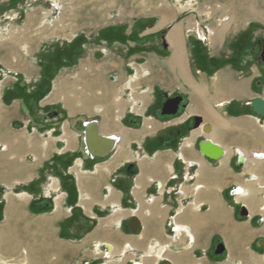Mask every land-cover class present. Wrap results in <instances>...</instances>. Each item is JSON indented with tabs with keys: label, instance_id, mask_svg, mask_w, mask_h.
<instances>
[{
	"label": "crops",
	"instance_id": "obj_1",
	"mask_svg": "<svg viewBox=\"0 0 264 264\" xmlns=\"http://www.w3.org/2000/svg\"><path fill=\"white\" fill-rule=\"evenodd\" d=\"M52 2L0 0L1 259L264 264V118L249 106L264 100V62L247 55L246 36L251 24L264 28L257 0H205L214 16L207 25L197 11L182 19L169 0ZM200 29L204 44L192 35ZM121 30L125 42L116 39ZM76 38L93 46L61 66L39 96L42 53ZM166 96L182 97L174 117L161 115ZM194 118L209 136L199 129L163 142ZM89 123L93 136L116 141L110 155L88 153ZM202 139L225 156L203 157ZM65 175L89 230L65 226L73 209ZM47 199L50 212L30 211Z\"/></svg>",
	"mask_w": 264,
	"mask_h": 264
},
{
	"label": "water",
	"instance_id": "obj_2",
	"mask_svg": "<svg viewBox=\"0 0 264 264\" xmlns=\"http://www.w3.org/2000/svg\"><path fill=\"white\" fill-rule=\"evenodd\" d=\"M260 61L264 62V48L260 54ZM182 102V97L177 96L174 98L167 97L165 102L161 107V115L166 117L176 116L179 110V106ZM253 113L260 118H264V100L261 98L253 100L249 104ZM95 127V123H89L86 126L84 133V144L88 153L94 158H104L110 155L114 148L116 141L112 138L100 137L99 135L93 136L91 134V129ZM202 130L206 136L211 134L210 128L202 123V120L199 118L193 119V128L192 130ZM199 152L203 157L211 161H219L225 156L223 149L217 145L213 144L208 139H202L199 142ZM242 156H239L240 162L244 161ZM240 216L247 217L248 213L244 207L240 209ZM132 230H135L134 228ZM223 252L221 245L216 247L215 254L219 255Z\"/></svg>",
	"mask_w": 264,
	"mask_h": 264
},
{
	"label": "rangeland",
	"instance_id": "obj_3",
	"mask_svg": "<svg viewBox=\"0 0 264 264\" xmlns=\"http://www.w3.org/2000/svg\"><path fill=\"white\" fill-rule=\"evenodd\" d=\"M169 1L172 4L174 3V0H169ZM235 1H237V0H235ZM205 4H206L205 0H197L196 10H197V14L198 15L196 16V19L199 22H201V25H207V24H209L211 22L212 19H214V16H213L212 12L208 11V9H206V5ZM181 13H183V14H181V18L182 19L188 18L187 20H191V21L194 19V17H193V13L194 12H189V11L185 12V11L181 10ZM55 15L57 16L56 13L54 14V16ZM71 16H72L71 18H73V19L76 18V15H72L71 14ZM247 17H248V15H247ZM223 18L226 19L228 17H227V15H225ZM257 20L264 22V0H257ZM246 22H248V21H246ZM192 35H193V37H196V35L194 33ZM246 36H247V38L251 37V39H252V41L250 43H248L247 55L250 56L253 60L260 61V54L261 53H260V49L259 48H260V45H264V28L260 24H256V25L251 24L248 27V31H247ZM146 39L148 40V38H146ZM190 39H192V38L189 37V40ZM82 41L83 40H81L80 42L76 41L73 44L71 43L69 45H61V46H57V47H60V48L63 49V48L68 46V48H73V49L78 48L79 51H81V50H83L84 47H87V46H91L92 47L93 46L92 43H88V42H85V41L82 42ZM141 41L142 40H138V42L135 43V46L138 45L139 43H141ZM139 46H137V48H140ZM47 49H49L50 52L42 53V57H45V58H42L41 60H42L43 63H45L47 66L50 67V66H53L54 59L56 58L55 62H58L59 60H61V56L58 55V53L56 51L58 48H56V47H48ZM204 50H205V48H204ZM134 54H137V53H134ZM49 57H54L53 61H51V60L49 61ZM39 65H41V64H39ZM167 97H169V96H166V98ZM174 97H177V96H170L169 98H174ZM156 100H157L156 104L159 105L161 103V101H162L160 94L157 95ZM180 112H181V108L179 109V113ZM191 122H193V121L186 122V123L189 124V127H188L189 129L183 134V136H185L189 132L193 131L192 130L193 123H191ZM172 129H176V128H172ZM11 193H12V191H8L9 195ZM71 213H72L71 215L74 216L75 218L73 219V221H71V227L70 228L79 227V228L82 229V228L87 226V224H85V221H82V220L76 218L77 217L76 213H73V212H71ZM1 260L2 259L0 257V261ZM2 261L8 262V260H2Z\"/></svg>",
	"mask_w": 264,
	"mask_h": 264
},
{
	"label": "trees",
	"instance_id": "obj_4",
	"mask_svg": "<svg viewBox=\"0 0 264 264\" xmlns=\"http://www.w3.org/2000/svg\"><path fill=\"white\" fill-rule=\"evenodd\" d=\"M121 32H119L118 36H117V40L118 41H121V42H125V37L123 36V30H121ZM100 37V35H99ZM83 39L81 38H76L73 42L75 43L76 41H81ZM84 42V40L82 41ZM199 42V41H197ZM58 48L56 51L58 53V55L61 56V60H59L58 62H55L56 58L54 59V57H49V61H53V66H47L45 63L42 62V58L39 60V63L41 64V67L43 68V74H44V77L45 79H47V81H43V86L45 87V89L39 94V96H43L44 94H46L49 90V82L52 80V78L54 77L55 73L57 72V70L61 67V66H64V65H68V64H71L73 62V59L75 57H77L81 51H79L78 48L76 49H73V48H68L65 47V48H60V47H56ZM78 50V51H77ZM45 52V51H43ZM45 58V57H43ZM43 77V79H44ZM38 96V97H39ZM189 124L188 123H185L183 125H181L180 127H177L176 129H172L168 134H167V138H165L163 140V142L165 141L166 143H169V142H173V140L175 138H180L181 135L183 136V134L189 129ZM175 141V140H174ZM127 173L129 174H132V167L129 166L127 169H126ZM63 188L64 190L68 193V202L71 203V205L73 206V209H72V212L73 213H79V210L77 208L74 207V204H75V201H76V190H75V186H74V183H73V180L70 176L68 175H65V177H63ZM2 203H0V213L2 211ZM30 211L33 212V213H42V212H50L52 210V200L51 199H47L46 202L42 205V203L40 202H33L31 205H30ZM75 217L72 216L69 221H67L65 223V226H69L71 227V221H73ZM77 218V217H76ZM87 224L86 228L87 230L91 229L92 228V225L88 224L87 221H85Z\"/></svg>",
	"mask_w": 264,
	"mask_h": 264
},
{
	"label": "built area",
	"instance_id": "obj_5",
	"mask_svg": "<svg viewBox=\"0 0 264 264\" xmlns=\"http://www.w3.org/2000/svg\"><path fill=\"white\" fill-rule=\"evenodd\" d=\"M39 0H31V2L35 3ZM52 7L55 5L52 0H46ZM190 0H174V5L182 11L185 12H194L196 10V5H197V0H193L191 7L189 8V6H186L187 2ZM201 30V29H200ZM202 35L198 34L197 32L195 33L196 38L199 42L201 43H206V38H207V31L206 30H201ZM0 262H4V261H0ZM5 264L7 263H11V264H15L13 261H8L7 263L4 262Z\"/></svg>",
	"mask_w": 264,
	"mask_h": 264
},
{
	"label": "bare ground",
	"instance_id": "obj_6",
	"mask_svg": "<svg viewBox=\"0 0 264 264\" xmlns=\"http://www.w3.org/2000/svg\"><path fill=\"white\" fill-rule=\"evenodd\" d=\"M192 2H193V0H190V1H188L187 2V4H186V6H189V8L191 7V5H192ZM197 10H195L194 12H196ZM201 31V30H200ZM198 33V32H197ZM199 34V33H198ZM261 156V155H260ZM242 159V158H241ZM262 187V186H261ZM7 263V262H6ZM0 264H5L4 262H0ZM7 264H11V263H7Z\"/></svg>",
	"mask_w": 264,
	"mask_h": 264
},
{
	"label": "flooded vegetation",
	"instance_id": "obj_7",
	"mask_svg": "<svg viewBox=\"0 0 264 264\" xmlns=\"http://www.w3.org/2000/svg\"><path fill=\"white\" fill-rule=\"evenodd\" d=\"M264 45H260V53L263 51ZM166 100V99H165ZM193 123V122H192Z\"/></svg>",
	"mask_w": 264,
	"mask_h": 264
}]
</instances>
